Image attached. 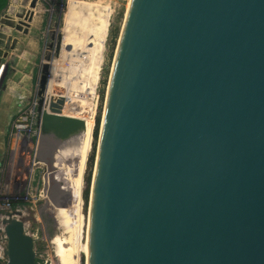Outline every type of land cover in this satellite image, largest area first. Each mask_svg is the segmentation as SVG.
Returning <instances> with one entry per match:
<instances>
[{
	"label": "water",
	"instance_id": "water-1",
	"mask_svg": "<svg viewBox=\"0 0 264 264\" xmlns=\"http://www.w3.org/2000/svg\"><path fill=\"white\" fill-rule=\"evenodd\" d=\"M64 103L36 162L83 132ZM88 205L87 264H264V0H130ZM1 224L0 264H36L21 213Z\"/></svg>",
	"mask_w": 264,
	"mask_h": 264
},
{
	"label": "rangeland",
	"instance_id": "rangeland-1",
	"mask_svg": "<svg viewBox=\"0 0 264 264\" xmlns=\"http://www.w3.org/2000/svg\"><path fill=\"white\" fill-rule=\"evenodd\" d=\"M129 1L37 0L31 10L21 0H8L0 13L4 35L0 45V215L4 220L12 211L24 214L21 218L38 234L36 264H86L81 248L94 168L91 157L95 159L109 75ZM54 71L58 73L52 77ZM66 72L77 78L76 83L69 81L62 88L52 85L54 78L65 76L66 81ZM42 77L46 87L39 93ZM70 91L80 94L78 102L84 107L80 113H66ZM60 94L65 100L61 116L80 120L83 132L79 137L75 125L70 126L64 143L60 130L55 131L51 167L36 162L38 139L41 115L51 114L46 101L58 100ZM25 109L29 136L15 137L11 125ZM20 197H24L21 202Z\"/></svg>",
	"mask_w": 264,
	"mask_h": 264
},
{
	"label": "bare ground",
	"instance_id": "bare-ground-1",
	"mask_svg": "<svg viewBox=\"0 0 264 264\" xmlns=\"http://www.w3.org/2000/svg\"><path fill=\"white\" fill-rule=\"evenodd\" d=\"M18 0H12V2H14V3H16ZM22 2H21V4H23V5H26L28 8H30L31 10H34V8L36 7V5H37V0H31V1H26V0H21ZM129 3H130V1H129ZM128 7H129V4H128ZM12 6L9 8V11H12ZM30 11V10H29ZM127 11H128V9H127ZM13 12V11H12ZM10 14V13H9ZM126 14H127V12H126ZM18 24V23H17ZM2 27V26H1ZM6 29V28H5ZM5 31V30H4ZM59 48H61V46L59 47ZM33 54V53H32ZM59 56L60 57H62L63 56V54H62V52H59ZM58 62V64H59V62H61V61H57ZM57 62H56V64H57ZM27 64V63H26ZM55 64V65H56ZM55 67V66H54ZM55 69V68H54ZM55 72V71H54ZM69 72V71H68ZM58 73V71L57 72H55V74L53 73L52 75V77H54V76H56V74ZM66 74H67V72H66ZM65 74V75H66ZM69 74V73H68ZM67 74V75H68ZM69 76L72 78L71 80L69 79ZM25 77H26V75H25ZM65 77V76H64ZM62 78V79H60V78H54L52 81H51V83H52V85H54V86H56V87H58L59 86V88H62V87H64V86H66L67 84H69V81H73V79H75V80H77V78L76 77H72V75H71V73L68 75V79L65 81L64 79L65 78ZM0 78H2V73H1V75H0ZM24 79V78H23ZM27 79V78H26ZM0 81H1V79H0ZM19 83V82H18ZM74 83H76V81H73V84ZM71 84V83H70ZM72 84V85H73ZM22 86V85H21ZM19 90V89H18ZM53 94V92H51L50 93V96ZM79 93H75V92H73V91H70V94H69V98L67 99V103H66V108H67V111H66V113H70V114H77L78 112L80 113L82 110H83V106L85 105H83L82 107L83 108H81L80 106H81V103H83V102H78L79 101V99H80V97H79ZM85 95V94H84ZM91 95H89L88 94V97H86V98H91L90 97ZM63 98L64 97V95L63 94H60L59 95V99L60 98ZM82 99H84L83 97H81ZM85 100H87V99H85ZM56 101V100H55ZM55 101H53V102H55ZM52 101H46V111H49L50 109H49V105H50V103H51ZM78 103H80V104H78ZM87 104V103H86ZM88 105H90V104H88ZM48 109V110H47ZM78 111V112H77ZM61 115V114H60ZM89 206V205H88ZM24 214L23 213H21V216H23ZM88 221H89V212H88V217H87V225H86V239H85V243H84V245H82V248H81V251L83 252V253H85V257H86V264H87V232H88Z\"/></svg>",
	"mask_w": 264,
	"mask_h": 264
},
{
	"label": "built area",
	"instance_id": "built-area-1",
	"mask_svg": "<svg viewBox=\"0 0 264 264\" xmlns=\"http://www.w3.org/2000/svg\"><path fill=\"white\" fill-rule=\"evenodd\" d=\"M44 106V104H43ZM43 109V108H42ZM41 109V111H42ZM26 111L27 109H25L12 123L11 125V132H14V136L17 137H23V138H28V133H30L29 129L27 130V122H28V117L26 116ZM42 114V112H41ZM24 197H20V199H18V201H23ZM13 204H10L8 207H12ZM2 208V206L0 207V209ZM10 209V208H8ZM10 214V213H9ZM8 216V215H7ZM4 216L0 215V261L1 262H5V258H4V246H5V242H6V238L3 235V226L1 224V221L3 220ZM24 231L29 234L34 240L35 242L37 241V237L38 234L36 233V231H32L30 229V226L28 224H26V222H24Z\"/></svg>",
	"mask_w": 264,
	"mask_h": 264
},
{
	"label": "trees",
	"instance_id": "trees-1",
	"mask_svg": "<svg viewBox=\"0 0 264 264\" xmlns=\"http://www.w3.org/2000/svg\"><path fill=\"white\" fill-rule=\"evenodd\" d=\"M7 3H8V0H0V13H1V11H2L3 9L6 8ZM116 34H117V30H115V31L112 33L113 37H114ZM94 136H97L96 131H95ZM93 161H94V158H93V156H92V157H91V162L93 163ZM88 181H89V179H87V185H88ZM87 198H88V192L86 191V192H85V195H84V200L87 201ZM12 206H13V205H12Z\"/></svg>",
	"mask_w": 264,
	"mask_h": 264
}]
</instances>
